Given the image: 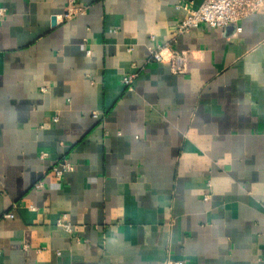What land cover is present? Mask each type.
<instances>
[{"label":"crops","instance_id":"0c3cea01","mask_svg":"<svg viewBox=\"0 0 264 264\" xmlns=\"http://www.w3.org/2000/svg\"><path fill=\"white\" fill-rule=\"evenodd\" d=\"M201 4L0 0V264H264V7L149 62Z\"/></svg>","mask_w":264,"mask_h":264},{"label":"built area","instance_id":"2783aa9c","mask_svg":"<svg viewBox=\"0 0 264 264\" xmlns=\"http://www.w3.org/2000/svg\"><path fill=\"white\" fill-rule=\"evenodd\" d=\"M264 7V0H202L200 8L196 11H191L188 16L177 25L172 33V39L158 44L154 38L151 39V45L148 49L149 62L154 64H167L174 75H186L189 68V55L186 51H181L175 48L176 39L179 36L186 35L192 29L199 26H206L212 30H220L230 25H237L241 21L257 14ZM83 10L77 9L70 4L66 13L60 17L61 21H69L77 15L82 14ZM137 75H129L124 78L123 84L126 87H131ZM95 119L99 118L98 113L92 115ZM46 155L42 156L45 159ZM75 167L63 161L53 167L52 171L57 178H62L66 173H70ZM37 189H43L44 184L36 185ZM206 200L209 197H205ZM13 215H5V219H12ZM57 225L65 231L71 232L72 227L68 222L67 215L59 219ZM164 264H187L183 261H168Z\"/></svg>","mask_w":264,"mask_h":264}]
</instances>
